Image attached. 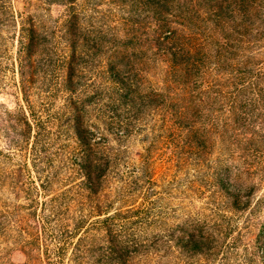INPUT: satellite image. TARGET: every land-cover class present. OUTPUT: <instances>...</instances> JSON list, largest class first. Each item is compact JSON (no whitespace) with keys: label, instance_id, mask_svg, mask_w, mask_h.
Segmentation results:
<instances>
[{"label":"trees","instance_id":"1","mask_svg":"<svg viewBox=\"0 0 264 264\" xmlns=\"http://www.w3.org/2000/svg\"><path fill=\"white\" fill-rule=\"evenodd\" d=\"M43 3L66 6L67 18L42 25L20 16L13 82L21 103L1 128L0 264L215 260L218 236L233 230L224 212L247 211L264 179V71L242 67L219 83L203 41V0ZM7 13L0 0V21ZM139 133L148 146L132 163L126 142ZM159 154L216 166L198 189L209 193L210 219L184 212L168 223L154 211ZM12 250L25 261L12 262Z\"/></svg>","mask_w":264,"mask_h":264},{"label":"rangeland","instance_id":"2","mask_svg":"<svg viewBox=\"0 0 264 264\" xmlns=\"http://www.w3.org/2000/svg\"><path fill=\"white\" fill-rule=\"evenodd\" d=\"M203 3V41L206 52L211 55V66H219L220 71L215 75L219 83L225 85L228 75L234 73L232 70L242 67L264 71V0H203ZM6 4L10 19L0 21V148H6L8 143L1 128L8 114L16 111L21 103L13 82L20 16L29 13L35 15L42 25H61L67 18L68 10L66 6H45L43 0H6ZM1 18L4 15L0 14ZM159 67L155 70L154 81L160 80L158 78L164 74L163 65ZM155 86L161 85L156 82ZM60 102L56 99L54 105L58 106ZM141 138L142 133H139L126 142L132 163L140 161L139 155H143L144 148L148 146V143H142ZM165 154L169 151L165 150ZM184 156L187 158V155ZM154 158L156 186H153L151 195L154 211L168 223L182 220L184 212H200L210 219L212 211L205 205L210 200L207 197L209 193L204 187L202 192L198 189L200 184L204 185L205 180L210 179L213 172L211 166L217 170L216 166L197 167L190 163L189 158L190 161L182 164L180 160L167 161L162 154ZM217 158L220 157L215 150L210 159L213 162ZM223 165L231 166L232 161L226 160ZM119 185L113 181L107 188V196H113ZM145 187L146 184L143 190ZM137 200L142 201L141 197ZM118 206L119 203H115L114 208ZM224 214L231 217L233 230L228 236L222 233L218 236L219 242L223 243L218 248L216 259L203 260L201 264H264V179L256 187L247 211L240 214L226 211ZM224 225L222 223L221 230ZM9 256L14 263H22L26 259L20 250L10 251Z\"/></svg>","mask_w":264,"mask_h":264}]
</instances>
